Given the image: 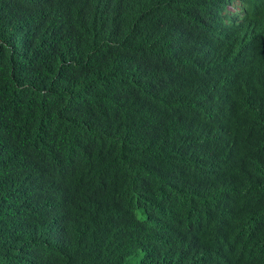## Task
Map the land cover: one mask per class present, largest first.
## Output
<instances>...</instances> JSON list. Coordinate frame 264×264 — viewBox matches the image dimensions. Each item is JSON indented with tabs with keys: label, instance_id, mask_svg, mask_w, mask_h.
Wrapping results in <instances>:
<instances>
[{
	"label": "trees",
	"instance_id": "trees-1",
	"mask_svg": "<svg viewBox=\"0 0 264 264\" xmlns=\"http://www.w3.org/2000/svg\"><path fill=\"white\" fill-rule=\"evenodd\" d=\"M139 1L0 0V264H264V68L234 89L199 74L192 51L169 56L157 35L171 18L183 33L187 0H145L155 46L183 74L165 130L183 138L144 144L136 130L160 92L72 43L101 21L132 59ZM209 96L225 99L216 123L189 127Z\"/></svg>",
	"mask_w": 264,
	"mask_h": 264
},
{
	"label": "clouds",
	"instance_id": "clouds-1",
	"mask_svg": "<svg viewBox=\"0 0 264 264\" xmlns=\"http://www.w3.org/2000/svg\"><path fill=\"white\" fill-rule=\"evenodd\" d=\"M141 1L142 5L128 11L127 17L128 36L125 40L128 41L132 59L120 54L123 52L119 38L101 21L80 28L77 40L72 43L83 54L93 47L98 53L104 52L110 57L126 61L129 69L132 68L137 76L136 84L141 83L145 94L160 92L156 96L152 95L154 103L147 104L148 116L143 114L144 121L136 133L144 144L158 145L160 150L165 151L171 147L168 140L176 143L183 138L179 133L170 135L165 131L173 115L172 110H169L172 92L181 86L183 74L174 71L165 61V52L155 46L152 19L144 11L145 0ZM186 7L189 19L182 34L178 21L172 18L159 21L157 35L165 45L164 50L172 51L169 56H175L173 52L192 51L194 56L191 66L196 72L216 76L233 89L259 74L261 68H264V0H202L200 3L187 0ZM218 28L221 29L220 33L213 34V30ZM169 32L174 40L169 39ZM225 32L226 35L222 37ZM105 33L107 35L103 36ZM242 74L247 78H241L239 75ZM125 77L128 74L121 70H114L110 76L113 79ZM224 101L223 98L209 96L191 104L190 110H195L198 119L192 124L194 126L189 127L206 126L209 120L215 124L221 115L220 107ZM210 114L212 116L208 118ZM166 121L168 125L164 124ZM151 161L149 167L158 169L163 165L164 158L153 157Z\"/></svg>",
	"mask_w": 264,
	"mask_h": 264
}]
</instances>
